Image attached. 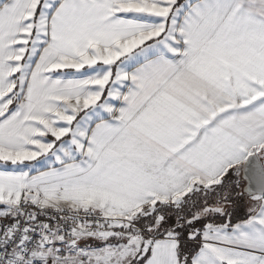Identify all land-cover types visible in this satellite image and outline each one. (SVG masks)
Returning <instances> with one entry per match:
<instances>
[{
  "label": "snow or ice",
  "instance_id": "1",
  "mask_svg": "<svg viewBox=\"0 0 264 264\" xmlns=\"http://www.w3.org/2000/svg\"><path fill=\"white\" fill-rule=\"evenodd\" d=\"M0 264H264V0H0Z\"/></svg>",
  "mask_w": 264,
  "mask_h": 264
}]
</instances>
